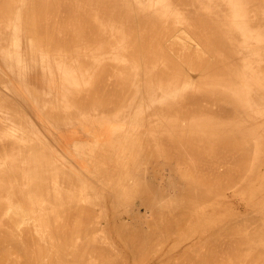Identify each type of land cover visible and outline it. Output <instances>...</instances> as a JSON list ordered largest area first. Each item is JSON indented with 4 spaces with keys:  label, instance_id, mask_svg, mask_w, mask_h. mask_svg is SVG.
<instances>
[{
    "label": "bare ground",
    "instance_id": "6f19581e",
    "mask_svg": "<svg viewBox=\"0 0 264 264\" xmlns=\"http://www.w3.org/2000/svg\"><path fill=\"white\" fill-rule=\"evenodd\" d=\"M109 226L264 264V0H0V264H120Z\"/></svg>",
    "mask_w": 264,
    "mask_h": 264
},
{
    "label": "rangeland",
    "instance_id": "374dc122",
    "mask_svg": "<svg viewBox=\"0 0 264 264\" xmlns=\"http://www.w3.org/2000/svg\"><path fill=\"white\" fill-rule=\"evenodd\" d=\"M113 168H114V167H113ZM116 169H117V168H116ZM116 169H114V171H115ZM117 170H118V169H117ZM117 170H116L115 172H113V176L117 174V173H116V172H118ZM115 173H116V174H115ZM122 178H124V177H122ZM120 179H121V178H120ZM120 179H118V181H120ZM127 179H128V178H127ZM127 179H125V180H127ZM121 180H124V179H121ZM125 180H124V181H125ZM130 180H131V179H130ZM128 181H129V179H128ZM129 182H130V181H129ZM131 182H132V180H131ZM133 200H135V199H133ZM137 200H138V199H137ZM136 204H137V202L135 201V202H134V206H136ZM89 205L91 206L92 204H89ZM97 205H98V204L96 203V207L94 206L96 209H98ZM87 206H88V205H87ZM98 206H99V205H98ZM94 207H93V205H92V208L95 210ZM99 207H100V206H99ZM108 207H109V206H107V204H106V208H107V209H106V210H107L106 212H110V208H108ZM87 208H88V207H87ZM128 208H129V209L132 208V210H130V212L132 211V213L135 211V210H134L135 207H129V206H128ZM128 208L126 207V209L124 208L123 210H122V209H121V210L124 212V211H126ZM129 209H128V210H129ZM91 211H92V212H95V211H98V212H99V210H95V211H93L92 209H91ZM106 212H104V214H103V218H104V219L107 218V217H108V214H109V213L106 214ZM130 212L128 211V213H127V211H126L127 214H132V213H130ZM95 213H96V212H95ZM110 213H111V212H110ZM124 213H125V212H124ZM122 214H123V213H120V215H122ZM123 215H124V214H123ZM123 215H122V216H123ZM126 216H127V215H126ZM131 216H132V215H128V217H129L130 219L132 218ZM123 217L125 218V216H123ZM128 217H126V218H127V220H128V223H129L132 219L130 220ZM126 218H125V219H126ZM127 220H126V221H127ZM105 221H106V220H105ZM108 222H109V224H112V226H113V224H114L113 222H111V221H108ZM130 223L133 224L134 221H133V222L131 221ZM111 228H112L111 226H109V227L106 228V229H107V230H106L107 234L109 235V237H111L110 240H108L109 238L107 237V234L105 235V233H104V234H103V237L99 236V238H100V239H104V238H105V239H104V240H100V239H99V240H100L99 242H101V243L105 242L106 245H107V244L110 245V242H111V243H112V248H113V245L115 244L114 247L117 246L116 249L119 248V249H117V252H118V250H119V253H117V252H116V253L119 254L120 259L122 260V257H123V254H124L123 251L126 252L127 250L124 249L125 246H123V244L121 245V242L119 243L121 246H118L117 241H115L116 239L113 237V236H116V238H117V235L113 234L114 232H113V230H112ZM111 230H112V233H111ZM111 234H113V236H112ZM105 236H106V237H105ZM106 238H107V239H106ZM114 239H115V240H114ZM156 239L159 240V238H156ZM107 240H108V242H109V241H110V242L107 243ZM111 240H112V241H111ZM156 242H157V241H156ZM156 242H155V243H156ZM101 243H100V244H101ZM103 244H104V243H103ZM103 244H102V245H103ZM105 244H104V246H105ZM156 245H157V243H156ZM156 245H154V243H153V247H154V248L156 247ZM122 246H123V247H122ZM120 247H122L123 250H122ZM157 247H159V243H158V246H157ZM157 247H156V248H157ZM156 248H155V249H156ZM114 249H115V248H114ZM120 249L122 250L121 252H122L123 254H122V253L120 254ZM126 253H127V252H126ZM126 255H127V254H126ZM121 256H122V257H121ZM145 256H147V255H144V261H146V259H147V258L145 259ZM19 257H20V256H19ZM19 257H16V258L20 259L19 261H22V260H21L22 258H19ZM124 257H126V258L128 257L129 260H130V257H131V256L128 254V256H124ZM124 257H123V258H124ZM126 258H125V260L123 259V260L121 261L122 263H120V264H123V261H126V260H127ZM132 258H133V257H132ZM140 258H141V257H140ZM12 259H13V261H15V260H14L15 257L12 258ZM137 259H138V260H137ZM137 259L135 260L134 264H138V262L140 261L139 258H137ZM129 260H127L128 262L126 261L127 264H130V263H131V262L129 263ZM16 261L18 262V260H16ZM133 261H134V259H133ZM141 261H142V263H141ZM141 261H140V264H146V262L143 263V262H144V261H143V258L141 259ZM97 263H98V262H97ZM19 264H23V262H22V263H19ZM98 264H99V263H98ZM124 264H126V263L124 262Z\"/></svg>",
    "mask_w": 264,
    "mask_h": 264
}]
</instances>
